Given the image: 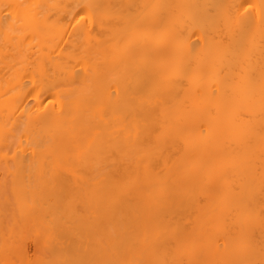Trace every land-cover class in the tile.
I'll use <instances>...</instances> for the list:
<instances>
[{"label":"bare ground","instance_id":"1","mask_svg":"<svg viewBox=\"0 0 264 264\" xmlns=\"http://www.w3.org/2000/svg\"><path fill=\"white\" fill-rule=\"evenodd\" d=\"M0 264H264V0H0Z\"/></svg>","mask_w":264,"mask_h":264},{"label":"snow or ice","instance_id":"2","mask_svg":"<svg viewBox=\"0 0 264 264\" xmlns=\"http://www.w3.org/2000/svg\"><path fill=\"white\" fill-rule=\"evenodd\" d=\"M84 17H81V19H83Z\"/></svg>","mask_w":264,"mask_h":264}]
</instances>
